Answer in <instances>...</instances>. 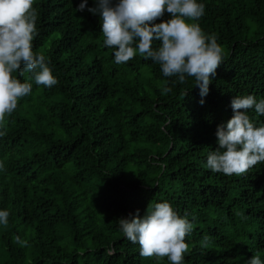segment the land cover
I'll list each match as a JSON object with an SVG mask.
<instances>
[{"label": "trees", "instance_id": "16d2710c", "mask_svg": "<svg viewBox=\"0 0 264 264\" xmlns=\"http://www.w3.org/2000/svg\"><path fill=\"white\" fill-rule=\"evenodd\" d=\"M82 2L33 5V51L58 83L37 85L23 68L13 74L32 92L0 126V210L10 213L0 264H171L142 257L118 223L162 202L194 225L183 264H248L256 255L264 264V162L239 176L207 167L232 100L264 99V0H197L205 14L196 22L223 48L203 98L195 78L179 84L138 52L116 64L99 14L87 10L96 0L77 12ZM247 114L264 126V116Z\"/></svg>", "mask_w": 264, "mask_h": 264}, {"label": "clouds", "instance_id": "9594fccd", "mask_svg": "<svg viewBox=\"0 0 264 264\" xmlns=\"http://www.w3.org/2000/svg\"><path fill=\"white\" fill-rule=\"evenodd\" d=\"M35 0H0V126L17 108L21 98L32 92V84L21 82L13 74L33 73L37 85L48 88L58 83L43 54L34 53L33 39L37 34ZM97 6L87 8V0L76 9L86 8L101 18L104 45L114 48V62L125 64L137 52L146 60L160 65L165 77H177L179 84L188 77L195 78L200 96L209 94V85L223 60V48L217 37L205 34L199 23L205 5L197 0H96ZM171 18L155 23L165 13ZM192 21V22H189ZM155 42H160L154 48ZM167 83V82H166ZM172 89L164 87L162 94ZM200 103H205L201 99ZM233 117L217 128L218 149L207 157V167L215 173L239 176L260 162H264V126L256 127L247 110L254 109L264 116V99L237 96L231 102ZM0 131V136L5 135ZM3 165H0L2 167ZM9 211L0 210V224L7 226ZM119 226L125 237L140 246L142 257H167L171 264H183L189 245L186 236L194 229L193 223L182 218L168 202L149 205L143 218L139 210L132 219L121 218ZM14 242L27 247L28 242L15 237ZM205 236L202 247H208ZM248 264H262L256 255Z\"/></svg>", "mask_w": 264, "mask_h": 264}]
</instances>
